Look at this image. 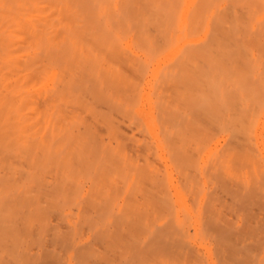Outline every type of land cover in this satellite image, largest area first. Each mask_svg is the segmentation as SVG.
<instances>
[{
  "label": "rangeland",
  "instance_id": "374dc122",
  "mask_svg": "<svg viewBox=\"0 0 264 264\" xmlns=\"http://www.w3.org/2000/svg\"><path fill=\"white\" fill-rule=\"evenodd\" d=\"M0 1V264H264V0Z\"/></svg>",
  "mask_w": 264,
  "mask_h": 264
},
{
  "label": "bare ground",
  "instance_id": "6f19581e",
  "mask_svg": "<svg viewBox=\"0 0 264 264\" xmlns=\"http://www.w3.org/2000/svg\"><path fill=\"white\" fill-rule=\"evenodd\" d=\"M22 77L20 23L0 1V177L12 173L8 161L18 162L21 156Z\"/></svg>",
  "mask_w": 264,
  "mask_h": 264
},
{
  "label": "crops",
  "instance_id": "0c3cea01",
  "mask_svg": "<svg viewBox=\"0 0 264 264\" xmlns=\"http://www.w3.org/2000/svg\"><path fill=\"white\" fill-rule=\"evenodd\" d=\"M181 196L185 197L187 195H185V194L179 195V197H181ZM185 205H186V203H185ZM179 207L182 208V204L181 203L179 204ZM149 249H151L153 251V242L150 244Z\"/></svg>",
  "mask_w": 264,
  "mask_h": 264
}]
</instances>
